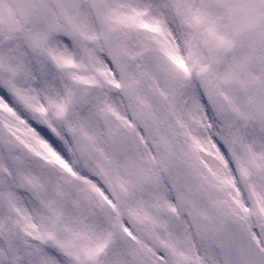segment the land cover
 Returning a JSON list of instances; mask_svg holds the SVG:
<instances>
[{
	"label": "snow or ice",
	"instance_id": "obj_1",
	"mask_svg": "<svg viewBox=\"0 0 264 264\" xmlns=\"http://www.w3.org/2000/svg\"><path fill=\"white\" fill-rule=\"evenodd\" d=\"M0 264H264V0H0Z\"/></svg>",
	"mask_w": 264,
	"mask_h": 264
}]
</instances>
